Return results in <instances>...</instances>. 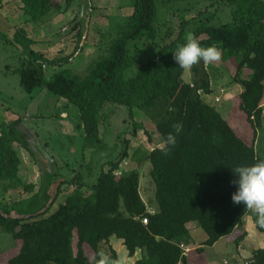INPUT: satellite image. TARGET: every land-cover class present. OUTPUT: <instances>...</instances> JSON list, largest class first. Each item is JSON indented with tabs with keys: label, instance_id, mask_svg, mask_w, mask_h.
<instances>
[{
	"label": "trees",
	"instance_id": "16d2710c",
	"mask_svg": "<svg viewBox=\"0 0 264 264\" xmlns=\"http://www.w3.org/2000/svg\"><path fill=\"white\" fill-rule=\"evenodd\" d=\"M15 1L20 2L29 20L39 23L54 13L73 11L81 3ZM91 1L65 32L75 40L74 51L69 54L50 56L26 50L20 40L26 38L27 31L15 28L13 43L23 46L22 51L28 54L18 70L20 85L28 92L44 87L77 106L84 150L97 153L105 148L101 128L112 116L105 114L110 104L128 108L131 118L137 111L145 113L155 124L163 146L138 148L130 155L132 140L127 137L120 154L106 161L108 168L100 171L96 181L88 184L82 173H76L71 180L58 181L49 192L54 175L49 171L41 170L38 188L20 177L23 156L19 150H31V145L19 128V118L3 120L0 185L4 191L30 194L13 205L0 201V231L22 242L9 264H95L102 255V244H109L112 237L122 240L130 257L141 251L135 264H188L182 248L192 241L188 224L196 222L207 235L197 252L231 236L250 211L231 202L235 191L231 168L264 160V151L260 153L254 143L245 142L218 109L204 100L202 94L213 91L205 63L190 67L193 80L188 82L183 78L185 69L175 64L172 52L191 37L201 47L215 46L224 61L234 59L237 66L232 81L243 87L239 109L248 115L253 128L259 129L264 111V0H206L207 4L190 17L186 13L202 0H161L159 3L170 12L168 17H173L162 20L157 0H133L131 15L120 16L106 30L98 31L95 57L82 75L64 67L84 48L86 11L97 9L96 2ZM105 17L109 20L108 15ZM1 37L11 41L6 35ZM90 37L88 31L85 39L90 41ZM49 65L62 69L48 78L44 66ZM245 69L250 71L248 77L242 76ZM176 124L180 125L179 133L174 132ZM134 126L132 137L143 124L135 120ZM168 133L176 136V143L165 152L161 149L167 147L164 138ZM128 156L138 166L151 163L157 205L154 211L140 194L138 169L123 170L121 166ZM36 161L41 159L36 157ZM87 170L91 175L94 168ZM65 184L74 188L57 203ZM86 246L92 249V257L86 254ZM110 252L112 260H118L111 245ZM245 264H264V248L256 249Z\"/></svg>",
	"mask_w": 264,
	"mask_h": 264
},
{
	"label": "rangeland",
	"instance_id": "374dc122",
	"mask_svg": "<svg viewBox=\"0 0 264 264\" xmlns=\"http://www.w3.org/2000/svg\"><path fill=\"white\" fill-rule=\"evenodd\" d=\"M132 1L133 0H125V3L128 4ZM159 1L161 0H157L159 18L161 20L164 18H173L171 16L168 17L170 12L166 7H163ZM87 2H89V0ZM111 2L112 1L108 3L107 8L104 5L105 2H103V9L107 11L109 20L100 17L97 18L94 28L91 29L93 41L91 42L90 38V41L88 40L89 42L85 43L83 51L66 64L64 68H73L75 69L73 72H80L82 75L85 73L89 63L95 57L93 56L94 52H91L89 55H86V53L88 50L95 51V49H97L96 42L98 40V31L110 26L111 22L119 20L120 15H123V12L118 10V6L115 7L116 4L113 5ZM202 2V4L197 5V7L187 12L186 16L190 17L196 15L198 9L203 8V5L207 4L206 0H202ZM0 8V12H7L5 4H3L2 7L0 6ZM46 19L47 21L44 24L33 22L36 32H32L30 35L27 34L26 38H21L20 41L26 50L36 47L39 48V40H37V37H39L43 27L46 25L48 31L53 35L61 31V28L64 26H67V29L70 28V21L68 18H63L59 21L57 18H45V20ZM0 21H2L1 17ZM107 22L108 24H106ZM57 23L59 27L56 28ZM174 24H176V22H174ZM85 26L84 34L86 32L87 35L89 31L87 22ZM12 31H7V29L0 24V125L3 119L9 120V122L11 121L8 119L10 114L20 119L19 128L25 132L31 145V150L25 148L19 150L20 155L23 156V165H21V167H23L20 177L25 182L34 183L38 188L42 183L41 170L43 169V172L47 170L50 175L54 174L49 192H52L56 188V183L58 181L71 180L76 173H82L84 181L89 184L96 181L102 169L108 168L106 161L114 159L120 154L125 138L130 137L132 140L129 145L130 155L138 148L142 150H153L163 146V139L157 132L155 124L145 113L137 111L135 116L131 118L128 108L110 104L105 108V114L109 115L112 113V116L108 117L105 125L101 128L102 137L105 141V148L97 153L92 149L84 150L83 128H81L80 125L77 126V124L80 123L77 106L48 92L44 87L37 88L33 92H28L20 85L18 70L22 67L23 59L27 57L28 54L26 50L24 52L22 51V49H24L23 46L13 43L12 37H7L11 39L9 42H5L1 37L5 35L9 36V34H12ZM61 33L58 39L55 37L57 42H59L54 48L55 55L67 54L74 51L75 40L67 37L65 33ZM236 66L237 63L234 59L224 61L221 57V52L219 60L205 63V69L210 73L213 91L210 94L203 93L202 96L206 102L214 106L216 105L215 107L221 115L228 120L235 132L249 145H253L254 143L257 150L261 153V150L264 151V111L263 124L259 129L253 128L248 120V115L244 111H242L244 116H241L242 113L239 109L240 87L232 88L230 86L232 78L236 73ZM61 69L62 68L59 66H48L46 69L47 77H50V75H53ZM249 72L248 69H245L242 76L248 77L247 75ZM183 78L188 82L193 80L190 68L185 69ZM222 95L225 96L224 98L227 97V99H224ZM216 98H219V100L217 101ZM222 98L224 100H222ZM262 103L264 110V97ZM75 120L78 123H76ZM135 120L141 122L143 127L138 129V133L132 137ZM116 145L119 147L115 148ZM261 154L264 156V152ZM43 156L45 160L41 159ZM36 157L41 159L42 163L37 162ZM157 158H160V156L157 155ZM48 162L50 164H48ZM121 166L123 170L138 169L140 172V194L142 199L151 211L156 210L155 184L150 175L151 163L145 161L138 166L137 161L128 156ZM88 167L94 168L91 175H89V171L87 170ZM63 188L65 191L60 194L57 203L65 200L68 193L73 190L74 185L65 184ZM89 191L90 190H88V192ZM22 193L18 194L11 189L4 191L0 185V201L2 203L13 205L17 200L30 196V194L25 196V194ZM57 203L53 206L52 212L56 209ZM194 224L197 223L194 222ZM197 228L198 230L195 231L193 235L195 245L199 244L202 246V241L203 238L206 237V233L201 227ZM21 243L20 240L14 241L11 234L0 231V264H9V260L19 253ZM74 244L76 245V237L74 238ZM110 245L116 250L118 260L123 257L124 264H130L127 262L129 261V259H127L129 255L125 245L122 243V240L116 237H112L109 244H102V255H106L112 260L110 257ZM188 247L189 246L182 244V248L184 252H186V255L192 258L191 255L193 253V255H196L204 261L203 264H221L224 259H226L225 264H245L256 249L264 248V232L260 231L255 225L254 216L251 211H249L234 233L229 237L219 240L213 247H204L203 251L200 252H197L196 249L191 250V248ZM85 251L89 257H92L94 254L89 246L85 247ZM140 254L141 251L139 250L137 255ZM235 260L237 261L235 262ZM191 263H195L193 258Z\"/></svg>",
	"mask_w": 264,
	"mask_h": 264
},
{
	"label": "clouds",
	"instance_id": "9594fccd",
	"mask_svg": "<svg viewBox=\"0 0 264 264\" xmlns=\"http://www.w3.org/2000/svg\"><path fill=\"white\" fill-rule=\"evenodd\" d=\"M220 52L215 46L201 47L194 38H187L183 44L172 52V59L182 69L190 68L197 62L211 63L219 60ZM223 96V95H222ZM174 132H180V125L173 126ZM176 143V136L168 133L164 138L162 151ZM234 176L235 191L231 193V202L242 205L251 211L255 217V225L264 229V160L248 165H238L231 168ZM95 264H124V258L110 260L106 255H100Z\"/></svg>",
	"mask_w": 264,
	"mask_h": 264
},
{
	"label": "crops",
	"instance_id": "0c3cea01",
	"mask_svg": "<svg viewBox=\"0 0 264 264\" xmlns=\"http://www.w3.org/2000/svg\"><path fill=\"white\" fill-rule=\"evenodd\" d=\"M5 1V2H4ZM4 1H2V0H0V6L2 7L3 6V4H5V6L7 7V12L6 13H3V12H0V17L2 18V21H0V24L1 25H3L4 26V28L5 29H7V31H12V34H9V36L7 35V37H9V38H13L14 37V35H15V28H17V27H22V28H24L25 29V31H27V34L28 35H30L32 32H36L35 30H34V25H33V21H31V20H29V18H28V16H26L25 15V13L23 12V10L21 9V5H20V2H18V1H15V0H4ZM88 0H81V3H80V5H79V7H77V8H75L73 11H68V12H66V13H54L53 15H51V16H49V17H46V18H51V19H55V18H57L58 19V21L60 20V19H63V18H68V20L69 21H71L73 18H75L76 17V15L78 14V13H82L83 11H84V9L86 8V6L88 5V3L89 2H87ZM95 1V0H94ZM110 1H112L111 3H113V5H115V7H117L118 6V10H121L122 12H123V15H120V16H129V15H131V13L133 12V8H132V2H130V3H128V4H126L125 3V0H96L95 2H96V4H97V9H95L93 12H91V8H88L87 9V11H86V13H87V18H89V21L91 20V22H90V24H89V32L91 31V29L92 28H94V26H95V22H97V18H106L105 16H107L108 15V13H107V11H104V9H103V2H105V7L107 8V6H108V3L110 2ZM90 2L92 3V1L90 0ZM91 3H90V5H91ZM102 3V4H101ZM106 3H107V5H106ZM123 3H125V4H123ZM1 9V8H0ZM1 11H4V10H1ZM47 21V19L45 20V18H44V22H43V24L45 23ZM87 22V21H86ZM106 24H108V22L106 23ZM57 27H59V25H58V23H57V25H56V28ZM108 27V26H107ZM107 27L106 28H103V30H106L107 29ZM66 28V29H65ZM67 31V26H64V27H62L61 28V31H59V32H57L55 35H53V34H51V32L50 31H48V29H47V25L45 26V27H43V29H42V33H40L39 34V37H37V40H39V48H34L35 50H39V51H42V52H44L45 54H47V55H50V56H54L55 54H54V48H55V46H57V44L59 43V42H57V40H56V38L58 39L59 38V36H61V32H63V33H65ZM91 33V42L93 41V38H92V31L90 32ZM98 35V34H97ZM27 37V36H26ZM56 37V38H55ZM96 38H97V36H96ZM89 41L88 40H86V42H85V39H83V41L81 42V47L82 46H84L85 45V43H88ZM19 45V44H18ZM84 49V48H83ZM83 51V50H82ZM80 52H81V49H79L77 52H76V54H75V56H77V55H79L80 54ZM91 52H94V51H91V50H88L87 51V53H86V55H89V54H91ZM67 54H69V53H67ZM50 66V65H49ZM55 67V66H54ZM45 68L47 69L48 68V66L46 67L45 66ZM54 72V71H53ZM52 75H50V77H51ZM50 77H48V78H50ZM230 86L232 87V88H236V87H240L239 88V93H241L242 92V90H243V87H242V85H240V84H238V83H234L233 81L230 83ZM225 94H226V92H225ZM225 96H223V98H224ZM204 98V97H203ZM210 98V97H209ZM222 98V100H224V99H227V97L226 98H224L223 99ZM240 98V97H239ZM210 100V99H209ZM221 100V101H222ZM261 104H263V103H261ZM216 106V105H215ZM240 111V110H239ZM241 113H242V117L244 116V113L241 111ZM8 119H10L11 121H13V120H15V119H17V117H14L13 116V114H10V116L8 117ZM4 120V119H3ZM7 119H5V121H6ZM9 121V120H8ZM76 121V120H75ZM74 124H76V123H78L77 121H76V123L75 122H73ZM80 124L78 123L77 124V126H79ZM43 160V159H42ZM41 160V161H42ZM40 161V162H41ZM31 162V161H30ZM39 162V163H40ZM42 163V162H41ZM31 164V163H30ZM48 164H50L49 162H48ZM21 165H23V164H21ZM30 166V165H29ZM23 167V166H22ZM22 167H21V169H20V174H22ZM33 167V166H32ZM42 171H43V169H42ZM191 224V225H190ZM198 226H197V224H194V223H189L188 224V228H189V230H190V235H191V237H192V241L189 243V244H187V246H189L190 248H191V250H195V249H197L198 247H200V245L198 244V245H195V241H194V237H193V235H194V233H195V231H197L198 230V228H197ZM207 238V235H206V237L205 238H203V241L205 240ZM221 240V239H220ZM202 241V242H203ZM217 243V242H216ZM215 243V244H216ZM201 244V243H200ZM214 245H212V246H207V247H213ZM188 247V248H189ZM197 251V250H196ZM138 252H139V250L136 252V254L134 255V256H132V257H130L129 256V258H127V259H129V261H127V262H129L130 264H135L136 263V261L141 257V254L140 255H137L138 254ZM253 254V253H252ZM252 254L250 255V256H252ZM192 258L194 259V264H203L204 263V261L202 260V259H200V258H198L196 255H193V253H192ZM192 258L190 257H188L187 256V262H188V264H193V263H191L192 262ZM126 259V260H127ZM132 259V260H131ZM237 260H235V262H236ZM246 261V260H245ZM225 262H226V259H224L222 262H221V264H225ZM178 264H184L183 262H179Z\"/></svg>",
	"mask_w": 264,
	"mask_h": 264
},
{
	"label": "built area",
	"instance_id": "2783aa9c",
	"mask_svg": "<svg viewBox=\"0 0 264 264\" xmlns=\"http://www.w3.org/2000/svg\"><path fill=\"white\" fill-rule=\"evenodd\" d=\"M66 29V28H65ZM45 67V66H44ZM224 91V90H223ZM223 93V92H222ZM216 100L218 101L219 100V98H216ZM120 174V172L119 171H117L116 172V175H119ZM143 220H144V222L145 223H147L148 222V220H147V218H143Z\"/></svg>",
	"mask_w": 264,
	"mask_h": 264
},
{
	"label": "water",
	"instance_id": "95a60500",
	"mask_svg": "<svg viewBox=\"0 0 264 264\" xmlns=\"http://www.w3.org/2000/svg\"><path fill=\"white\" fill-rule=\"evenodd\" d=\"M89 2H90V0H89ZM90 3H91V2H90ZM87 26L89 27V18H87ZM85 37H86V32H85V34H84L83 39H85ZM41 159H44V160H45L44 156H43Z\"/></svg>",
	"mask_w": 264,
	"mask_h": 264
}]
</instances>
